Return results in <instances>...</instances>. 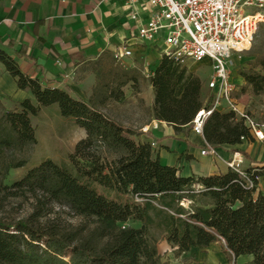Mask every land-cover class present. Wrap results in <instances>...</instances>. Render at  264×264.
<instances>
[{
    "label": "trees",
    "instance_id": "16d2710c",
    "mask_svg": "<svg viewBox=\"0 0 264 264\" xmlns=\"http://www.w3.org/2000/svg\"><path fill=\"white\" fill-rule=\"evenodd\" d=\"M0 63L16 78L18 87L30 90L37 100L34 104L27 98L20 102V109L6 110L0 117V150L22 151L37 143L31 115H37L42 106L58 104L62 116L76 119L86 130L70 155L74 170L46 159L11 187L29 192L39 203L37 211L44 198L50 199L65 203L95 224L83 236L42 227L32 215L14 221L0 218V264H160L153 228L161 231L160 240L171 244L176 255L222 242L231 257L249 254L253 264H264L260 185L264 164L245 169L246 175L229 168L206 176H183L177 167L163 164L151 142L130 136L138 130L103 111L111 99L123 100V87L138 77L117 64H112L111 80L99 78L87 102L25 73L7 50L0 49ZM255 65L264 71V53L256 57ZM241 75L254 94L264 93V73L253 68ZM150 80L155 89L154 117L176 132L192 124L206 104L200 76L171 55H162ZM202 134L210 146L254 140L245 119L234 110H214ZM100 145L118 157L108 164L96 160L87 168L76 165L81 159L96 158L94 149ZM25 165L26 160H19L13 167ZM95 183L128 198H110ZM130 221L141 226H130Z\"/></svg>",
    "mask_w": 264,
    "mask_h": 264
},
{
    "label": "crops",
    "instance_id": "0c3cea01",
    "mask_svg": "<svg viewBox=\"0 0 264 264\" xmlns=\"http://www.w3.org/2000/svg\"><path fill=\"white\" fill-rule=\"evenodd\" d=\"M149 17L148 11H140L138 20L131 19L125 0H0V49L9 51L30 76L89 102L99 83L100 68L108 59L116 66L113 50L122 42L128 40L133 49V56L125 60L127 68L120 66L122 69L146 78V74L154 73L163 55V40L144 42L133 37L138 25ZM149 78L136 80L137 97L145 101L144 105L131 100L136 99L129 90L136 83L131 80L123 87L125 102L111 99V113L105 107L103 111L138 130L130 135L136 141L155 142L153 148L163 164L177 167L183 176L224 173L234 158H242L241 165L246 169L264 164V139L253 133V141L244 138L235 145L210 146L193 124L176 132L172 125L156 119L155 89ZM5 98L18 103L32 99V92L20 89L16 78L0 63V99L6 103ZM236 101L244 110V105ZM144 127L150 130L145 132ZM260 185L264 192V176ZM158 248L160 264L165 260L168 264H253V255L231 257L222 242L180 255L166 240H160Z\"/></svg>",
    "mask_w": 264,
    "mask_h": 264
},
{
    "label": "built area",
    "instance_id": "2783aa9c",
    "mask_svg": "<svg viewBox=\"0 0 264 264\" xmlns=\"http://www.w3.org/2000/svg\"><path fill=\"white\" fill-rule=\"evenodd\" d=\"M125 5L134 20H138L140 11L150 13L148 21L138 25L135 39L154 42L161 38L162 53L171 55L182 65L211 60L210 94L193 120L196 132L202 133L205 120L214 110H234L245 119L253 134L264 139V125L239 108L232 79L237 59L250 48L259 25L264 22V0H125ZM132 56L128 40L113 50L114 60L123 68L128 66L126 58ZM143 130L147 132L150 128ZM155 144L152 142V146ZM241 164L242 158L229 163L231 168L246 175Z\"/></svg>",
    "mask_w": 264,
    "mask_h": 264
},
{
    "label": "rangeland",
    "instance_id": "374dc122",
    "mask_svg": "<svg viewBox=\"0 0 264 264\" xmlns=\"http://www.w3.org/2000/svg\"><path fill=\"white\" fill-rule=\"evenodd\" d=\"M264 53V22L259 25L254 40L250 48L242 53V58L237 59V64L232 73L233 82L236 84V91L234 98L238 99L244 105V110L250 114L253 119L259 124L264 125V112L262 106L264 104V93L256 95L252 92L250 86L246 85L244 78L241 75L242 71H249L253 68L264 73L260 66H256V57ZM188 68L191 71H196L203 80V88L208 90V82L213 74L212 62L209 59L201 63L189 62ZM194 69V70H193ZM112 60L108 59L106 64L100 68V80H111L112 75ZM150 71V70H149ZM139 79L146 78L142 73ZM150 79V78H149ZM132 96H136L131 100L142 103L145 101L137 97L139 91L138 82L129 87ZM206 99L209 97V91L204 94ZM6 103L1 100L0 103V117L6 110L19 108L20 102L16 103L12 98H5ZM31 101L37 104L36 98L32 93ZM122 102H125V97ZM144 109V108H143ZM107 113H111L112 105L108 102L105 106ZM32 124L35 128L37 143L26 147L20 151L16 148L1 149L0 150V218L6 221H14L21 218L33 216L37 218L36 224L45 228H52L64 233H80L83 236L89 234L94 228L95 224L92 219L85 218L76 214L68 205L63 202L52 201L50 199H43L40 204L39 211H37L39 203L25 190H17L12 188L13 183L22 177L30 168L39 165L46 159H52L58 162L67 169L74 170L70 155L75 151L78 141L86 136V130L78 125L76 119L64 117L61 115L58 104H51L42 106L37 115H31ZM96 158L79 160L76 164L80 168H87L92 161H99L101 163H109L111 160L118 157L119 154L107 152L101 145L96 147ZM19 160H26V165L23 167H13ZM243 169L246 167L242 166ZM97 189L118 201H124L128 198L127 195L117 193L115 191L104 188L95 183ZM34 214H40L34 216ZM128 225L133 227H140L141 222L130 221ZM153 233L157 237L158 243L161 238V231L153 228ZM165 260L163 264H168Z\"/></svg>",
    "mask_w": 264,
    "mask_h": 264
}]
</instances>
